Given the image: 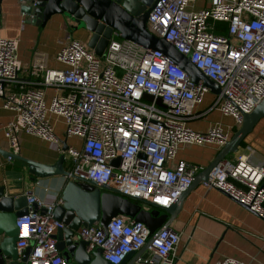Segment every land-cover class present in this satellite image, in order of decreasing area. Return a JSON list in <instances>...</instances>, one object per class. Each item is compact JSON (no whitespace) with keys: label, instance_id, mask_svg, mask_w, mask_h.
Listing matches in <instances>:
<instances>
[{"label":"built area","instance_id":"2783aa9c","mask_svg":"<svg viewBox=\"0 0 264 264\" xmlns=\"http://www.w3.org/2000/svg\"><path fill=\"white\" fill-rule=\"evenodd\" d=\"M154 0L146 27L164 37L220 87L211 108L233 123L216 122L205 131L188 126L195 107L211 90L194 82L161 51L113 34L97 56L85 43L69 39L55 54L64 69L33 61L41 87H26L18 75V39L0 38V97L13 112L3 127L10 151L18 154L21 133L38 137L61 151L49 116L61 118L64 140L76 138L64 150L67 180L93 181L116 188L120 195L150 203L159 210L170 206L189 188L198 166L175 160L183 145L222 147L243 114L264 98V0ZM55 89L47 102L45 88ZM57 90V91H56ZM144 94L153 96L152 100ZM160 98L161 105L156 103ZM119 157V164L111 161ZM204 187L215 188L248 207L264 220V164L248 155L215 164ZM27 213L16 218V248L22 255L31 246L28 264H66L53 234L63 223L53 214V202L25 193ZM35 204V207L32 206ZM148 205L149 207H152ZM118 216L102 227H82L79 236L87 252L119 264L129 253L145 248L147 264H174L180 234L168 226L150 236L141 222L117 224ZM151 238L150 243H147ZM214 264H245L226 257Z\"/></svg>","mask_w":264,"mask_h":264},{"label":"crops","instance_id":"0c3cea01","mask_svg":"<svg viewBox=\"0 0 264 264\" xmlns=\"http://www.w3.org/2000/svg\"><path fill=\"white\" fill-rule=\"evenodd\" d=\"M19 3L18 0H2L0 38L18 39L17 56L22 64L18 75L27 81L26 87H41V73H32L30 69L33 61L44 62L48 68L64 69L65 65L55 59L56 52L69 39H77L87 45L91 33L83 27H76V22L61 14L53 15L45 25L29 22L30 18L20 12ZM54 93V88H45L47 102ZM213 99L214 92L206 93L195 107V116L187 121L188 126L197 131H205L216 122L224 127L233 123L230 117L223 116L217 109L211 108ZM12 116L13 112L2 106L0 97V149L7 151L10 149L3 134V127ZM49 119L57 136L65 141L61 118L50 115ZM234 128L238 126L233 127L230 133ZM19 142L20 156L44 164L54 163L61 152L51 147L48 142L25 133L20 134ZM65 142L79 144L76 138H69ZM218 151L217 146L210 144L183 145L177 151L175 160L168 165L173 166L176 161L184 160L198 166V174L209 165ZM243 154L248 155L252 164H264V117L260 118L244 137L238 150L226 158L234 159ZM63 165L66 169L67 162ZM66 181L64 175L34 178L23 160L0 154V186H5L6 195H21L31 190L37 197L56 203ZM142 207L152 208L146 204ZM117 218H120L117 224L132 221V217L126 214H119ZM170 227L180 234L174 264H214L226 257H232L245 264H264V220L226 193L204 187L201 182L185 192ZM95 251L96 249L88 253L94 254ZM60 254L66 264L71 261L66 249L60 251ZM146 255L145 248H142L132 253L124 264H147L144 261Z\"/></svg>","mask_w":264,"mask_h":264},{"label":"water","instance_id":"95a60500","mask_svg":"<svg viewBox=\"0 0 264 264\" xmlns=\"http://www.w3.org/2000/svg\"><path fill=\"white\" fill-rule=\"evenodd\" d=\"M1 2L2 0H0V8ZM18 2H20V12L30 18L29 22L45 25L53 15L61 14L76 22V27L87 29L91 33L87 46L97 56L102 55L109 38L113 34H119L124 39L161 51L182 68L192 81H202L212 92H220V87L203 75L187 56L180 53L164 37L155 36L148 31L146 22L154 0H18ZM144 97L148 100L153 99L150 94H144ZM155 101L161 105L159 97ZM262 117H264V98L250 113L243 114L240 126L219 148L209 165L192 177L188 189L204 181L215 164L226 159L229 154L235 153L244 137ZM66 148V142L62 141L61 152L52 164L23 158L19 154L4 149H0V154L11 159L23 160L34 178L48 177L66 175L63 165ZM119 161L120 158L117 157L111 161V164L117 165ZM187 190L181 193L170 206L162 208L164 212L161 213L150 203L148 205L152 208L149 209L135 203L126 206L124 197L112 186L93 181L67 180L53 210L54 217L63 223V227L53 234L57 240V248L59 252L66 249L71 259L68 264H111L101 256L100 248H97L94 254L87 252L86 241L79 236V230L82 227L99 223L105 228L112 218L119 214H126L131 216L134 222L144 224L152 237L159 230L170 226ZM32 206L35 207V204ZM243 206L248 209L247 206ZM27 211L25 194L6 195L5 186H0V264H28L31 246L25 248L22 255L18 253L16 248L18 228L15 224L16 218L26 214ZM150 240L151 238L147 243H150ZM131 254H127L119 264H124Z\"/></svg>","mask_w":264,"mask_h":264},{"label":"rangeland","instance_id":"374dc122","mask_svg":"<svg viewBox=\"0 0 264 264\" xmlns=\"http://www.w3.org/2000/svg\"><path fill=\"white\" fill-rule=\"evenodd\" d=\"M200 5H201V0H197V2H196V7H199ZM238 127H239V126H238ZM232 133H233V132L230 133V136L232 135ZM229 138H230V137H229ZM124 201H125V203H126V206H127V205L130 206L131 203L139 204L141 207H142V205H145L143 202H138V201L132 200V199H130V198H128V197H124Z\"/></svg>","mask_w":264,"mask_h":264},{"label":"trees","instance_id":"16d2710c","mask_svg":"<svg viewBox=\"0 0 264 264\" xmlns=\"http://www.w3.org/2000/svg\"><path fill=\"white\" fill-rule=\"evenodd\" d=\"M236 129H237V128H234V129H233V132H234ZM242 142H243V141H242Z\"/></svg>","mask_w":264,"mask_h":264}]
</instances>
